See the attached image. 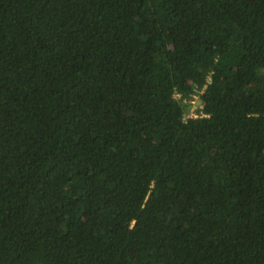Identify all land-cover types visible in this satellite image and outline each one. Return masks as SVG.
Instances as JSON below:
<instances>
[{
    "label": "trees",
    "instance_id": "1",
    "mask_svg": "<svg viewBox=\"0 0 264 264\" xmlns=\"http://www.w3.org/2000/svg\"><path fill=\"white\" fill-rule=\"evenodd\" d=\"M0 264H264V0H0Z\"/></svg>",
    "mask_w": 264,
    "mask_h": 264
},
{
    "label": "rangeland",
    "instance_id": "2",
    "mask_svg": "<svg viewBox=\"0 0 264 264\" xmlns=\"http://www.w3.org/2000/svg\"><path fill=\"white\" fill-rule=\"evenodd\" d=\"M243 51V43L238 44L233 51L228 52L220 63V70H222L226 76L232 77L236 70V65L239 62L240 54ZM235 65V66H234ZM234 66L232 70L231 67ZM189 112V108L187 109Z\"/></svg>",
    "mask_w": 264,
    "mask_h": 264
},
{
    "label": "built area",
    "instance_id": "3",
    "mask_svg": "<svg viewBox=\"0 0 264 264\" xmlns=\"http://www.w3.org/2000/svg\"><path fill=\"white\" fill-rule=\"evenodd\" d=\"M204 89L202 90H198L196 89V91L194 93H192V96L190 98V100L188 99H184L183 102L188 106V108L190 109L189 112L187 110L186 114H187V118H197L200 114L199 111L202 110V106L201 105H197V99H199V95L203 92ZM175 99L176 100H181V95L180 94H175Z\"/></svg>",
    "mask_w": 264,
    "mask_h": 264
}]
</instances>
